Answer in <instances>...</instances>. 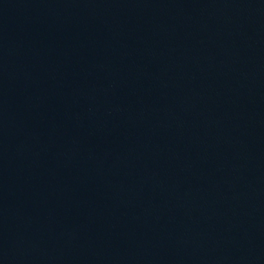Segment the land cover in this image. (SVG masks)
Listing matches in <instances>:
<instances>
[{
    "label": "water",
    "instance_id": "obj_1",
    "mask_svg": "<svg viewBox=\"0 0 264 264\" xmlns=\"http://www.w3.org/2000/svg\"><path fill=\"white\" fill-rule=\"evenodd\" d=\"M0 264H264V0H0Z\"/></svg>",
    "mask_w": 264,
    "mask_h": 264
}]
</instances>
